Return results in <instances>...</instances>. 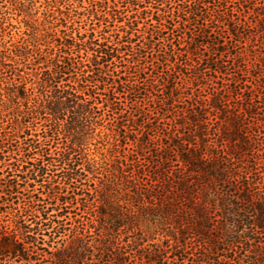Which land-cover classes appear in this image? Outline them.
Here are the masks:
<instances>
[{"label":"trees","instance_id":"16d2710c","mask_svg":"<svg viewBox=\"0 0 264 264\" xmlns=\"http://www.w3.org/2000/svg\"><path fill=\"white\" fill-rule=\"evenodd\" d=\"M43 1H0V264H264V0Z\"/></svg>","mask_w":264,"mask_h":264},{"label":"rangeland","instance_id":"374dc122","mask_svg":"<svg viewBox=\"0 0 264 264\" xmlns=\"http://www.w3.org/2000/svg\"><path fill=\"white\" fill-rule=\"evenodd\" d=\"M84 4L87 5L86 3ZM32 9V12L28 13L32 14L31 18H34L35 20L38 19L37 28L41 31H38V33L44 34L43 19L47 10L44 1L42 0V3L40 2L36 4V6ZM2 11L3 13H6V16L8 17V20L6 21V27L8 30L4 34H0V54L4 51L3 45L5 43L9 42L8 46L11 44L16 45L27 30L25 24L23 23L25 21L24 16L19 11H16L12 6H9L7 9L4 8ZM29 21L31 22L33 20ZM252 74L257 75L259 74V71H253ZM2 77L3 76H0V227L4 224L11 223L15 215V203H17V200L14 195H9L8 186L10 180L13 179L12 175H14V173H12V171H14L13 167L16 163V160L14 159L15 153L12 152L14 149L13 145L15 143L13 139L20 141L19 134L16 135L17 137L11 138L9 133L10 129L8 123L6 122L7 119L5 118V110L3 109L8 102L7 81H5Z\"/></svg>","mask_w":264,"mask_h":264}]
</instances>
